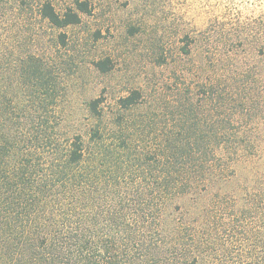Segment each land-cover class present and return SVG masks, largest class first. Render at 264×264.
Here are the masks:
<instances>
[{
	"label": "trees",
	"instance_id": "obj_1",
	"mask_svg": "<svg viewBox=\"0 0 264 264\" xmlns=\"http://www.w3.org/2000/svg\"><path fill=\"white\" fill-rule=\"evenodd\" d=\"M34 8L33 0H0V264H191L198 257L190 252L189 223L175 222L171 203L219 185L225 194L259 140L231 118L211 121L197 135L196 123L181 117L179 131L164 133L161 152L148 158L158 164L149 180L130 165L129 138H113L100 126L88 142L64 135L54 106L58 58L27 23ZM90 11L87 0L62 12L51 0L37 6L58 29ZM57 39L66 46L65 32ZM140 96L121 98L120 110L138 105ZM88 109L104 115L99 99Z\"/></svg>",
	"mask_w": 264,
	"mask_h": 264
},
{
	"label": "rangeland",
	"instance_id": "obj_2",
	"mask_svg": "<svg viewBox=\"0 0 264 264\" xmlns=\"http://www.w3.org/2000/svg\"><path fill=\"white\" fill-rule=\"evenodd\" d=\"M40 1L33 0L27 23L58 58L54 106L64 135L88 142L100 126L129 138L130 165L149 180L158 164L148 158L161 152L164 133L179 131L181 117L196 123L197 135L231 118L259 140L225 194L219 185L208 195H179L169 212L189 223L198 257L191 264H264V0H87L91 11L62 29L38 15ZM51 1L59 12L76 2ZM60 32L66 46L58 45ZM133 91L141 94L138 105L120 110ZM94 99L102 117L88 109Z\"/></svg>",
	"mask_w": 264,
	"mask_h": 264
}]
</instances>
